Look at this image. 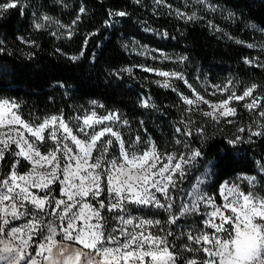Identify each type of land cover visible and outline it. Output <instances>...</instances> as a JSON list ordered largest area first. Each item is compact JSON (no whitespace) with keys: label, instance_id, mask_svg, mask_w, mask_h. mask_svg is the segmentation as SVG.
Here are the masks:
<instances>
[{"label":"rangeland","instance_id":"obj_1","mask_svg":"<svg viewBox=\"0 0 264 264\" xmlns=\"http://www.w3.org/2000/svg\"><path fill=\"white\" fill-rule=\"evenodd\" d=\"M159 1L183 15L212 6ZM7 5L0 3V11ZM134 50L177 60L142 43ZM143 68L162 86L185 84L188 93L179 94L188 127L207 123L232 143L258 133V122L244 124L238 114L239 107L264 108L254 87L201 76L194 86L180 71ZM90 105L76 119L52 113L27 121L15 100L0 99V264H175L176 254L183 264H264V163L256 173L225 179L215 192L212 164L198 168V152L186 139L170 150L151 137L145 146L127 143L119 112ZM149 207L171 222L188 218L171 226L147 214Z\"/></svg>","mask_w":264,"mask_h":264},{"label":"trees","instance_id":"obj_2","mask_svg":"<svg viewBox=\"0 0 264 264\" xmlns=\"http://www.w3.org/2000/svg\"><path fill=\"white\" fill-rule=\"evenodd\" d=\"M208 1L211 8L200 15H183L159 0H0L8 4L0 11V99L15 100L27 121L52 113L76 119L96 101L101 112H119L127 143L145 146L151 137L170 150L186 139L198 152V168L212 164L218 192L225 179L256 173L264 163V108L239 107L240 120L258 122L259 131L232 143L207 123L188 127L179 94L188 93L185 84L162 86L143 68L180 71L194 86L198 76L231 81L264 96V0ZM136 43L177 60L145 57ZM144 210L171 226L188 218L171 222L163 210ZM183 261L175 255V264Z\"/></svg>","mask_w":264,"mask_h":264}]
</instances>
